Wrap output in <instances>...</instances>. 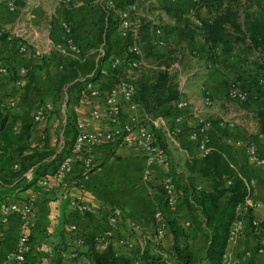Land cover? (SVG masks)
Returning a JSON list of instances; mask_svg holds the SVG:
<instances>
[{"label":"crops","instance_id":"1","mask_svg":"<svg viewBox=\"0 0 264 264\" xmlns=\"http://www.w3.org/2000/svg\"><path fill=\"white\" fill-rule=\"evenodd\" d=\"M0 6H2L6 13H9L3 5L0 4ZM57 8L59 9L60 7L56 5L55 8V4L50 5L49 3H45V0H25L24 5L17 9L15 8L14 14L15 12L17 13L13 19L9 18L8 15H4L0 9V30H3V33H8V40L14 38L21 42L24 41L26 44V49L21 54L13 51L11 47L12 43L9 46L10 48L2 49V54L5 56L15 55L13 64L20 80V84L15 85L7 70L5 73H0V101L14 102L15 106L11 110L20 112L22 106L30 104L31 110L29 115L32 116L38 104L48 102L51 98L52 94L50 92L44 98H40L42 99L40 102H27L26 104L20 102L24 95L27 96L28 93H31L33 83L30 84L29 91L26 93L25 89H23L25 80L22 79L24 72L20 73L19 68L27 69L30 62L38 61L42 55H47L50 50L49 43L60 39L61 33L57 22L61 17L56 16L60 15ZM74 14L75 12L71 11L66 14V17L72 19ZM201 16L204 17L203 12ZM193 43L197 48L196 37H194ZM179 44L181 47L183 46L182 41ZM109 46V58L118 55L121 49V39L119 36L116 39L112 38L109 40ZM39 47L43 48L39 50ZM185 49L182 54L188 51L187 48ZM188 53L191 55L189 58L192 61L193 68L187 74L189 77L182 78L184 81L183 85H179L180 92L186 95V109H176L172 104V112L169 115L165 113L162 104H158V102H141L138 95L136 94L135 96L140 121L153 133L155 139H157L158 143H156L158 147L160 146L159 148L166 153L168 165L152 164L149 167V178L144 180L142 178V171L145 163L142 152L135 147L122 145L119 141H112L97 147L88 148V155L94 164L93 169L87 174L82 175L79 172L78 166H74L72 172L67 176L65 186L61 187L59 185L50 192L43 194V191L33 184L27 189L15 193V198L19 200L33 195L37 201V204L35 202V206L31 210L30 219L32 211H35V207L39 209V212H34L33 215L37 221L34 217L33 219L36 222H32V225H29L30 229H28V233L30 235L32 250L30 249L29 254H27L25 264H35V251L40 252V254L43 253L46 261L44 263L50 261V247L48 243L54 239L53 233L58 227L61 218L63 221L62 237L65 244H71L66 226L73 224L80 233L92 235L99 242L100 247L110 244L117 257L129 260L132 259L135 251L141 248L145 241L153 243L157 240L154 231L155 224L152 218V212L156 207H161L162 218L164 220L188 221L190 224L189 212L183 204V195L180 190L178 191L177 185L183 186L188 181L194 187H198L201 190H210V182L197 173L201 158L198 155L195 141L190 137L196 126L203 121L209 124L207 134L211 143L225 144L226 140L250 142L255 145L258 153L264 157V135L258 132L257 127L254 129L252 127L248 128L246 122H238L237 127L236 125H226L224 121L222 125L219 123L220 119H218L221 116L222 110L218 108L216 110L214 108H204L201 89L209 88L212 92L219 91L218 85L220 82L217 72L221 73L223 70L216 67V64L211 69H203L205 64L210 66L209 62H211L205 59L204 53L194 55V50ZM109 58L106 64H108ZM50 61L48 59L46 63ZM43 70L42 66L41 74L44 73ZM126 71L128 73H124V76H131L132 78L136 77L138 73L137 70L132 76V73H129L130 70ZM62 73L64 74L65 72L63 71ZM107 80L109 81L107 82ZM114 82V78L104 77L96 80L94 84L101 91H104L105 88L113 85ZM72 90L74 92L70 98L75 99L74 101H69L72 103L67 106L72 109L74 116H79L86 121L90 129L109 127L105 120H94L89 117L90 109L96 105H100L99 99L90 98L84 90L80 89L77 92L75 89ZM50 103L53 109L59 108L61 114L64 112L65 107L63 103ZM128 113L126 105L122 103L121 121L127 118ZM59 114L50 113L45 121L32 124L29 136L30 149L42 148L44 143L42 139L46 140V145L48 144L53 149L52 131L60 119L64 123L63 114L61 116ZM178 115L180 116V120L176 123L174 117ZM226 115L230 116L232 114ZM256 124L257 122H255ZM173 129L175 130L174 132ZM45 137L49 138L48 143ZM67 138H69L68 132L65 133V140ZM232 148L241 174L252 183L249 197L252 203L250 207L251 214L254 217L263 219L264 171L245 161L241 147L232 146ZM166 177L171 178L177 184H175L178 193L177 200L171 206H166L162 203L164 199L162 191L161 189L160 191L156 189V187L160 186V181ZM40 199H48V201L44 200L38 203ZM70 199L87 204L88 211L84 213L75 212L68 206ZM112 208H118L121 212V218L114 228L106 222V216ZM132 224L137 225L138 229L134 228ZM18 229V218L15 214H12L0 231V264H14L12 260L6 258V254L13 249ZM107 233H109V236H107ZM255 235L257 234L252 232L248 226V221L244 219L235 242L228 244L226 247L228 255L225 264H244V261H241V255L245 250L252 252L251 264H264V254L254 252L256 246L264 244V232L259 238H256ZM192 240L193 245L196 243L199 245V242L201 243L203 239L200 238L199 234H194ZM125 241L131 242L132 247H127ZM159 243L164 250L170 248L172 237L169 229L159 239ZM187 243H189V240ZM203 246L196 247L197 250H200L199 254H196L193 251L194 249L191 250L196 256H199ZM75 248L80 253L79 257L77 260L70 261L69 264H82L86 261L84 253L87 247L82 244Z\"/></svg>","mask_w":264,"mask_h":264},{"label":"trees","instance_id":"2","mask_svg":"<svg viewBox=\"0 0 264 264\" xmlns=\"http://www.w3.org/2000/svg\"><path fill=\"white\" fill-rule=\"evenodd\" d=\"M72 2L73 0H69L65 7L71 6ZM135 2L136 0H113V8L121 10L128 5L135 6ZM251 4V0H194V17L199 22L204 42L197 48L195 47L193 43L195 32L191 22L173 23L170 28V38H173V42L176 44V48L173 49L177 51L176 53L182 54L185 48L189 52L195 48L199 49L200 52L194 50L195 55L204 53L206 60L215 63L216 67L221 70L227 71L230 76L229 82L235 83L239 89L250 95L264 99V86L259 84V80L264 79V11L261 12L260 16L248 13L246 10ZM202 12L204 17L201 16ZM130 15L134 16V19H138L135 12ZM104 17L105 15L101 18V32L96 38V43L99 41L96 47L102 44V56L95 60V53H92L96 47L93 48V51L85 53L80 48L79 42L81 41L73 37L70 29L71 36L82 52L80 59L72 60L51 50L47 55H42L38 61L30 62L22 76V79L25 80L23 86L26 93L29 91L35 76L41 75L43 64L48 59L52 61L60 57L68 63V68L65 71L67 74L64 73L60 79L59 86L61 88L68 84L69 89L75 88L76 92L80 88L84 90V82L95 83L100 78L98 75L100 68L106 69L108 78H125L124 73L127 74L126 63L135 57L133 53L128 51L129 46L133 43L139 49L143 60L149 61L150 58L157 64L160 63L167 67L171 50L157 54L155 50L158 49V46L153 44V29L159 27L148 21L138 22L136 19V37H131L129 33L124 37L118 35L121 39V49L119 54L113 57L121 58V62L118 66L110 68L106 64L110 46L105 41L107 31L105 30L106 18ZM7 36V32L0 35V64L6 67L11 79L16 81L19 77L13 64L15 55L5 56L2 54V49L10 48L12 43L13 51L19 54L17 41L20 40L14 38L8 40ZM159 38L163 40L162 37ZM180 41L183 43L182 47L179 44ZM235 45L241 46L247 54L243 56L238 53L237 57L234 58L236 59L235 62H232L229 58H231V49ZM53 55L57 57H51ZM135 69L138 70L137 76L128 77L135 86V93L139 100L141 102H158V104L163 105L165 113L170 115L172 104L174 107V102L179 99L181 94L167 71H154L148 67L145 68V66ZM135 69L130 71L132 76ZM66 97L58 103H63L65 107L62 113L64 116L62 138L65 140V133L68 132L69 138L65 141L70 144L76 129L74 126L75 116L72 109L67 105L71 104L72 102L69 101H74L75 98L71 99V95L67 99ZM30 110V104L22 106L20 112L8 108L0 109V208L9 197L33 185L39 176L52 173L68 150L62 148L51 159L50 156L54 154L55 148L52 149L51 153H48L46 143H43L40 149L29 148L30 130L34 123L29 115ZM257 111L255 114L257 129L260 134L264 135V107L258 108ZM51 113L62 115L59 108L53 109L52 107ZM211 145L212 149L200 159L197 169V173L210 182V190L196 189L188 181L185 185L178 186L182 192L186 208H193L197 211L201 230L204 234V246L201 254L196 256L188 247L187 241L190 236L178 222L174 219H166L165 222L172 237L170 248L162 249L159 240L153 243L145 241L142 247L136 250L132 262L136 261L137 264H223L222 255L226 247L229 226L235 217V206L249 196L250 190L248 180L241 174L236 163L232 146L224 143H211ZM26 151H28L27 154ZM14 156L15 158H13ZM15 159L19 161V166L18 169L12 170L10 164ZM28 166H33L30 179L21 175ZM163 201L162 203L165 205ZM159 208L161 209V207ZM252 217L251 210L248 209L245 219L249 222ZM6 222H2L0 218V231ZM263 222L260 221L261 227ZM62 223L61 218L58 227L54 230V239L48 243L50 247L48 264H61V252L66 246L62 237ZM80 235L83 245L87 247L84 257L89 264H131V260L117 257L110 244L100 247L99 242L92 235L83 233ZM29 245L23 264H25L26 256L30 252L31 242ZM244 264H251V257L246 258Z\"/></svg>","mask_w":264,"mask_h":264},{"label":"built area","instance_id":"3","mask_svg":"<svg viewBox=\"0 0 264 264\" xmlns=\"http://www.w3.org/2000/svg\"><path fill=\"white\" fill-rule=\"evenodd\" d=\"M69 0H61L63 5H67ZM171 3L176 0H168ZM15 0H0L2 4L8 11H13L15 8ZM100 4L106 8H113V0H100ZM135 12L134 5H128L118 12V35L124 37L127 33L131 37H136L135 26L131 25L129 22V16L131 13ZM59 27L61 37L57 41H51L49 43V49L54 50L62 56H67L72 60L80 59L82 52L71 36L70 25L65 20H59L57 22ZM3 30H0V35ZM154 40L153 44L160 47L164 45L163 40L160 37L159 28L153 29ZM18 52H24L26 49V44L24 41H20L17 44ZM128 51L133 53L135 57L127 61V70H132L138 68L142 64V57L139 49L133 43L129 46ZM103 49L102 44L96 49L95 60L102 56ZM121 62V58L111 57L108 61V66L114 68L118 66ZM23 68L19 69L20 73H23ZM6 68L0 65V73H5ZM98 75L100 78L108 76V72L104 68L98 70ZM115 82L113 85L108 86L101 91L92 82H84V91L86 94L93 99H99L100 105L94 106L89 111V117L94 120H105L109 127L102 128L97 127L90 129L86 121H84L79 116L74 118V126L76 129L75 135L70 144H66V141L61 137L59 144L55 149L53 155L50 156L51 159L54 158L55 153L59 152L62 148H67L66 154L62 156V159L56 166V169L49 174L39 176L34 185L43 192H50L57 186H65L67 176L72 172L74 166H78L79 172L82 175L87 174L93 167L94 164L88 155V148L97 147L112 141H119L120 144L125 146H132L140 150L144 157L145 167L142 171V178L147 180L150 175L149 167L152 164H160L163 166L168 165V160L166 153L162 151L154 138L153 133L148 129V127L140 121L138 115V105L135 99L136 90L134 84L131 82L129 77L125 78H114ZM15 85H19L20 81H14ZM259 84L264 86V79L259 80ZM202 103L203 105H209L211 103L208 91L205 88L201 89ZM226 96L235 101H244L247 99V92L238 88L235 83L228 82L226 91ZM124 103L128 109L127 118L121 121V104ZM15 106V103L0 101V109L8 108L11 109ZM174 107L179 110H184L187 108V100L177 99L174 102ZM52 111V104L50 102H42L38 104L31 116L32 122L38 123L45 121ZM180 120V116H175L174 121L177 123ZM223 125L222 122H219ZM209 127L208 122H201L195 128L191 134V139L195 141L196 148L198 150V155L202 158L211 149V141L207 134V129ZM175 130L173 129V132ZM225 144L233 147H241L244 153L245 161L264 171V157L261 156L254 144L250 142H241L239 140H226ZM28 151H26V154ZM19 161L17 159L12 160L10 168L12 170L18 169ZM33 166H28L23 172L22 176L26 179L31 178ZM160 187L162 190L164 203L166 206L173 205L177 200V189L175 183L171 178L166 177L160 181ZM249 196L241 203L235 206L234 212L235 217L231 222L226 239V247L228 244L235 242L241 229L243 220L248 209H250L252 203L249 199L252 183L248 181ZM196 189H199L196 187ZM34 196L30 195L22 200L15 198V196L9 197L7 202L0 208V218L2 222H6L8 217L15 214L19 221V229L14 242L13 249L6 254V258L13 261L14 264H23L25 255L29 250L28 245V226L30 220V213L33 208ZM68 206L77 213H84L88 211V206L85 203L79 202L74 199H70ZM121 218V212L118 208H112L110 213L106 216V222L109 226L114 228ZM152 218L155 224V237L157 240L162 238L168 231V226L165 220L162 218V211L159 207H156L152 212ZM260 218L252 217L248 222V226L255 234H259L262 227L260 225ZM134 228L138 229V226L132 224ZM182 225L188 226V221L182 222ZM68 238L71 244L66 243L65 248L61 252V264H69L70 261L78 259V252L75 248L83 244L82 236L80 232L76 229L73 224H68L67 226ZM109 236V233H107ZM127 247H132V243L125 241ZM222 255V263L225 264L228 252L226 250ZM255 253L264 254V244H260L255 247ZM251 251L245 250L241 255V261L246 258L251 257ZM82 264H89L88 261H84ZM133 264H137L136 261Z\"/></svg>","mask_w":264,"mask_h":264},{"label":"rangeland","instance_id":"4","mask_svg":"<svg viewBox=\"0 0 264 264\" xmlns=\"http://www.w3.org/2000/svg\"><path fill=\"white\" fill-rule=\"evenodd\" d=\"M24 1L25 0H15V3H14L15 8L17 9L18 7L24 5ZM251 1H252V4L250 5L249 9H247L246 11L248 13L254 14L255 16H260L262 14L261 12L264 11V0H251ZM60 2H58V0H45V3H49L50 5L55 4V8H56V5L60 7L59 9L57 8L60 12V15H56V16L61 17L60 20L68 21L70 28L72 30V33H73V37H75L79 41L81 40V42H79L80 43L79 45H80V48H82L84 52L93 51V48L97 46L99 41H97L96 43V40H97L96 38L101 32L100 30L101 18L104 15H105L104 18H106L105 19V22H106L105 30L107 31L106 32L107 36L105 37L106 40L104 39V36H103V39L106 41V44H109V40H111L112 38L114 39L118 38V33H117L118 25L117 24L119 20L118 19V12L120 11L119 8H115V9L106 8L100 4V0H73L72 5L69 7H65L66 5H63L62 2L61 3ZM193 2L194 0H176L174 4L173 2L171 3L168 0H136L135 2V15L136 17H138V19L136 18L138 22L148 21V22L155 24L156 26L160 28V37H162V39L164 40V46L158 47V49L155 50L157 54L165 53L168 50H171L172 52L171 55H169L167 67H165L163 64H160V63L157 64L153 59L149 58V61L148 60L145 61L142 59V64L137 69L145 66V68L148 67L154 71L155 70H166L167 73L169 74V77L173 79L178 92L182 95L179 97V99L186 98V95L180 92L179 85L181 84L183 85L184 83L182 79L183 77L185 78L189 77L187 76V74L193 68V65H192L191 59L189 58L191 56L190 53H188L189 51H187L185 54H181L180 52L176 53L177 51L173 50L174 48H176L175 47L176 44L173 42V38H170L171 37L170 28H171V25L175 22L178 24H183L184 22H191L193 31L195 32L194 36L197 39V47L200 46L202 42H204L202 32L199 28V22L194 17L193 5H191L193 4ZM0 9L1 11H3L2 13L4 15L6 16L8 15V17L12 19L15 17V14L17 13L15 12L14 14V10L7 11L9 13H6V11L3 10L2 6H0ZM71 11L75 12L72 19H70L69 17H66V14H68ZM133 17L134 16L132 15L129 16V22L131 23V25L135 26L136 19H134ZM85 42H87V44H84ZM233 47L234 48L231 49V52L233 53H230L231 58H232V59L229 58L230 61L235 62L236 59L234 58L237 57L238 53L240 55L242 54L243 56L247 54L244 52L241 46L235 45ZM42 48L43 47H39V50H41ZM97 48L98 47H96V49ZM96 49L93 51L92 54L94 53L96 54ZM196 50H199V49H196ZM50 51L51 50H49L48 52ZM21 53H24V52H21ZM55 56L56 55H53L51 57H55ZM209 64L210 66H207L205 64V67H203V69H207V68L211 69L212 67L215 66L214 65L215 63L209 62ZM67 68H68V63L65 61V59L61 57L58 58L57 60H52L48 63L43 64L44 73H42L40 76H35V81L33 82L31 93H28L27 96L24 95L20 102H23V104H26L27 102H37V101L40 102V100H42L40 98H44V96L49 94L50 92H53V94L50 96L51 97L50 99L48 98L49 99L48 102H61L66 96L67 97L70 95L72 96L74 92L72 89H75V88L69 89L68 84L63 86L62 88L61 86H59L60 79L62 78V75H63L62 72L63 71L65 72ZM23 70H24L23 72H25L26 69H23ZM134 72H136V69ZM66 74L67 73L65 72V75ZM217 77L219 78L218 80L220 82V84L218 85L219 91L216 90L212 92L209 88L207 89L205 88L208 91L211 103L209 105H205L204 108H208V109L214 108L215 110L218 108L222 110V113H220L221 116L218 119H220V122L222 123L224 121L226 125L227 124L234 125V126L236 125L237 127L238 122H241V123L246 122L248 128L252 127L254 129L255 127H257V124L255 125V122H256L255 114L256 112H258L257 111L258 108L264 107V99L258 98L257 96H253L247 93V99L244 101L231 100L225 94L227 83L230 80V76L228 72L227 71H223L221 73L217 72ZM109 80H107V82ZM23 89H24V86H23ZM80 89L82 90V88ZM226 114H232V115L227 116ZM203 118L207 119L205 117ZM62 124L63 123L61 122V119H60L59 122L57 123V126H55L54 130L52 131L51 139L53 140V149L54 148L56 149L58 145H61L59 144V141L61 139L60 136L62 135ZM45 139H47V143H48L49 138L45 137ZM42 141L46 143V140L42 139ZM155 141L157 142V139H155ZM46 147H47L46 151L48 153H51L52 147H50L48 144ZM179 185H177L178 191L180 190V188L178 187ZM156 189L160 191L161 188L159 186V187H156ZM44 193L45 192H43V194ZM44 200L48 201V199H40L38 203ZM35 202L37 204V201L34 199L33 206H35ZM38 210H39L38 207L37 209L35 207V211H32L31 219L29 220V225H32V222L37 221L35 216L34 217L36 221L33 219L34 218L33 215H34V212L35 213L39 212ZM187 210L189 212L190 224L188 226L182 225V222H178V224L190 236L188 247L192 250L194 249L193 251L196 254H199L200 250H197L196 247H199L200 245L202 247V245H204L203 230H201L202 228L198 220L197 211L193 208L187 209ZM263 219L260 218L262 222H263ZM28 229H30L29 226H28ZM263 232H264V222H263V226H262L260 233L255 235V237L259 238ZM194 234H199L200 238L203 239L201 243L199 242V245L198 243L193 245L192 238L194 237ZM29 240H30V235L28 233V242ZM29 244L30 242L28 243V245ZM37 252L38 251H35L34 253V257L36 259L35 264H48L49 261L47 263H44L46 261L43 257V253L40 254V252L38 253ZM77 252L79 256L80 253L78 250ZM135 253L132 259H130L131 264H133L132 261L135 256Z\"/></svg>","mask_w":264,"mask_h":264}]
</instances>
